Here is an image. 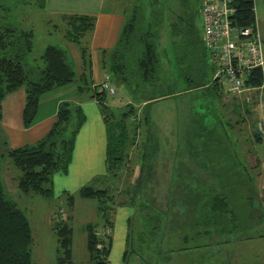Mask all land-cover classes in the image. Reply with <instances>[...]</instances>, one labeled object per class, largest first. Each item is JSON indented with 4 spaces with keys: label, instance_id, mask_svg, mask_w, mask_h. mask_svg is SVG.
Wrapping results in <instances>:
<instances>
[{
    "label": "rangeland",
    "instance_id": "obj_1",
    "mask_svg": "<svg viewBox=\"0 0 264 264\" xmlns=\"http://www.w3.org/2000/svg\"><path fill=\"white\" fill-rule=\"evenodd\" d=\"M203 2L205 0H190L184 4L182 0H167L172 7L174 3L179 5L175 10L177 14L171 13L170 16L174 15L176 19L178 37H184L190 21L195 29H201L203 20L199 4ZM136 7L148 20V0H0L1 18L19 29L34 32L33 50L26 56L27 68L43 66L41 56L45 48L53 44L66 51L68 62L78 73V80L42 95L40 114L50 112L60 96L70 98L68 101L75 106L77 99L88 97L93 91L92 83L96 82L91 74V62L95 58L99 60L97 56L101 51L93 48L86 64L82 58L81 62L78 61L70 47L73 44L64 37L62 15L100 16L107 11L122 13L126 23ZM174 22L162 24L160 28L161 35L165 34L161 44L164 49L160 45L163 54H173L170 41ZM169 59L164 60L167 69ZM100 60L103 61L102 55ZM84 69L88 76L84 85L89 88L78 96L80 75ZM102 70L103 74L110 75L109 70L104 71L103 67ZM111 77L116 90L113 94L107 91L112 109L119 113L127 103H133L138 108L139 117H149V122L138 130L136 144L131 149L133 161L137 163L135 170L119 176L98 174L92 181H81L67 192L56 183L50 197L23 193L18 189L17 179L14 183L10 177L7 192L31 222L32 264L56 262L58 237L55 223L58 220L67 221L74 229V261L88 260L85 226L98 219L96 201L77 197L73 208L68 202V193L77 195L85 184L96 188L109 187L116 194V216L110 230V264H152L157 251L165 252L157 259L160 264L169 261H172L169 264H264V179L260 177L261 167L256 168L260 156L264 157V136L262 142H257L252 135L258 121L264 118V107L255 100L249 103L242 95L226 92L217 101L209 100L201 90L160 99L148 106L115 76ZM97 88L101 90L99 86ZM7 160L0 161L2 168ZM74 170L71 168L72 172ZM14 171L19 173L15 168ZM222 190L228 194L229 211L225 216L213 218L216 225L211 226L210 234H205L204 229L196 241L192 240L199 231L194 228L200 221L199 209ZM187 235L189 240L186 241L184 237ZM128 241L131 250L125 260ZM191 245L193 248L187 250L186 247ZM206 249L216 253L207 260L209 263H199L206 258L203 253ZM219 249L225 258H220Z\"/></svg>",
    "mask_w": 264,
    "mask_h": 264
},
{
    "label": "trees",
    "instance_id": "obj_2",
    "mask_svg": "<svg viewBox=\"0 0 264 264\" xmlns=\"http://www.w3.org/2000/svg\"><path fill=\"white\" fill-rule=\"evenodd\" d=\"M182 1L187 4L190 0ZM202 5L203 3L199 4V13ZM177 6L179 5L174 3L175 8L172 7L167 0H148V20L144 19L142 10L136 7L131 18L124 23L114 48L101 50L103 69L109 70L111 76H115L148 106L160 99L198 90L202 91L203 96L214 101L225 94L223 83L217 77L214 78L216 65L204 43L203 23L201 29H195L190 21L184 37H178L174 22ZM233 6V25L239 28H256L255 0H233ZM171 13L174 14L173 19L170 18ZM193 14L188 15L191 17ZM62 19L65 22L64 37L80 48L82 61L86 64L87 59L91 58L92 34L96 28L97 16L73 13L63 14ZM171 21L174 22L170 41L173 54L168 55L160 51L165 35H161L160 28L162 24L165 26ZM163 30L165 31V28ZM34 36L32 30L19 29L0 16V125L3 101L10 93L20 88L25 89L23 124L25 128H29L38 121L43 94L78 80V73L68 62L66 51L53 44H49L41 56L43 66L27 68L26 56L33 50ZM162 46L164 49L165 46L161 45V49ZM167 58H170L169 69L164 61ZM262 79V69L258 67L247 74L246 84L256 86ZM87 81V71L84 69L80 75L78 96L85 94L84 91L89 88L84 85ZM97 87L93 82V91L88 93V97L97 100L106 124V174L119 176L125 171L135 170L137 163L133 161L131 149L136 144L138 130L145 122H149V117H139L138 108L133 103H127L119 113L115 112L108 104L107 91ZM85 119L80 106H73L68 100L62 101L58 105L55 121L43 137L33 143L14 148L8 145L0 126V161L8 159L18 170L17 185L21 192L46 197L54 194L53 176L59 171L68 172L76 138ZM252 135L255 141L262 142L263 135L257 132V129ZM257 164L256 168L260 165L259 160ZM141 173L142 169L140 175ZM68 194L71 208L76 205L77 197L95 200L98 219L88 222L85 226L89 258L81 263L74 261L73 227L64 220L55 223L58 256L54 264H110V230L116 216V194L112 188H96L92 184L83 185L77 195ZM227 195L225 190H222V193L212 196L211 200L199 209L200 221L194 227L199 228V231L193 235L192 240L196 241L204 229L205 234H210L211 226L216 225L213 218L225 216L229 211ZM262 200L264 204V191ZM184 238L189 240L188 235ZM32 240V226L28 216L8 194L0 177V264H32ZM128 245L124 252L125 260L131 250L129 241ZM192 248V245L186 247L187 250ZM164 253L157 251L155 262L152 264H160L157 259Z\"/></svg>",
    "mask_w": 264,
    "mask_h": 264
},
{
    "label": "crops",
    "instance_id": "obj_3",
    "mask_svg": "<svg viewBox=\"0 0 264 264\" xmlns=\"http://www.w3.org/2000/svg\"><path fill=\"white\" fill-rule=\"evenodd\" d=\"M255 10L256 27L260 32L264 43V0H255ZM124 19L125 17L122 13L115 14L106 11L103 14H100V16L97 15L96 28L92 34L93 48L99 51L102 49L114 48L122 30ZM70 47L72 48L76 59L81 62L82 56L78 46L76 47V45L73 44ZM101 55V53H98L97 58L99 60L95 58L92 63V75L94 81H96L94 82V85H97L98 82L105 76V74L102 73V62L100 60ZM55 90L56 89L50 92H54ZM68 99L70 98L60 96L55 103L54 108L50 112L42 114L39 112L38 121L33 126L25 128L23 124V111L26 104L25 89L20 88L19 90L7 95L3 101V117L0 126L3 131V136H5L8 140V145L13 148L23 146L28 143H33L43 137L50 130L56 119L58 105L62 101ZM255 101V103L264 107V93L261 96L256 97ZM76 105L82 108L86 119L77 135L72 161L68 172H57L54 174V185L57 183L58 186H62L63 191H69V188L73 186L75 187V185H80L81 181L83 183L92 181V179L98 174L107 173V130L100 105L96 99L89 97L77 99ZM258 131L264 136V132H261L257 127V132ZM259 164V168L261 167L260 177L264 179V157L260 156ZM71 168L75 170L72 172ZM10 172H12V176L10 175ZM17 175L18 173L14 171L10 161H6L4 168L0 165V177L3 179L5 186L10 177L15 183L14 179H17ZM220 250L221 249H219V253L221 252ZM203 253H205L206 258L200 260L199 263H209L207 260H211L216 251L206 249ZM221 253V255L219 254L220 258H225L223 251ZM228 258H231V256H228Z\"/></svg>",
    "mask_w": 264,
    "mask_h": 264
},
{
    "label": "built area",
    "instance_id": "obj_4",
    "mask_svg": "<svg viewBox=\"0 0 264 264\" xmlns=\"http://www.w3.org/2000/svg\"><path fill=\"white\" fill-rule=\"evenodd\" d=\"M234 13L233 0H205L201 8L203 39L216 65L214 78L223 83L226 93L242 95L252 103L264 93V43L257 27L233 25ZM258 67L262 69V82L247 85V74ZM97 86L111 94L116 92L109 74ZM258 129L264 132L263 119L258 121Z\"/></svg>",
    "mask_w": 264,
    "mask_h": 264
}]
</instances>
